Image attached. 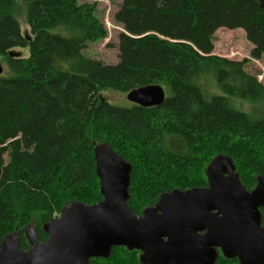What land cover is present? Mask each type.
<instances>
[{"label": "trees", "instance_id": "16d2710c", "mask_svg": "<svg viewBox=\"0 0 264 264\" xmlns=\"http://www.w3.org/2000/svg\"><path fill=\"white\" fill-rule=\"evenodd\" d=\"M121 6L117 21L133 36H120V60L106 64L85 55L87 44L108 36L97 3L0 0V56L9 72L0 76V245L17 232L28 250L27 226L45 242L42 226L63 206L103 200L94 153L102 143L132 165L128 204L138 216L163 193L206 187L217 156L232 160L248 190L264 177V116L233 103L264 104V85L246 61L212 55L213 34L227 28L244 30L252 58H263L261 0ZM21 12L31 38L21 32ZM17 47L29 56L9 55ZM154 84L166 93L160 106L118 107L101 96ZM139 255L118 247L91 264H141ZM217 264L240 263L220 254Z\"/></svg>", "mask_w": 264, "mask_h": 264}, {"label": "water", "instance_id": "95a60500", "mask_svg": "<svg viewBox=\"0 0 264 264\" xmlns=\"http://www.w3.org/2000/svg\"><path fill=\"white\" fill-rule=\"evenodd\" d=\"M3 71L0 65V75ZM127 99L155 107L164 103L166 93L160 85H147ZM94 153L103 200L63 206L42 226L46 242L27 226L28 250L22 249L17 232L7 235L0 264H91L108 259L118 247L140 252L141 264H217L220 254L240 264H264L263 176L248 190L232 160L217 156L206 167V187L163 193L138 216L128 204L132 165L109 143L97 145Z\"/></svg>", "mask_w": 264, "mask_h": 264}, {"label": "rangeland", "instance_id": "374dc122", "mask_svg": "<svg viewBox=\"0 0 264 264\" xmlns=\"http://www.w3.org/2000/svg\"><path fill=\"white\" fill-rule=\"evenodd\" d=\"M81 3H97L98 16L103 20L108 36L105 40L92 44H87L85 55L88 58L103 61L106 64H117L120 60L121 40L120 36L125 34L130 36L125 29V25L117 21V16L122 9V0H80ZM23 36L31 38L30 29L22 12L18 18ZM133 36V35H131ZM137 38V37H134ZM254 46L249 42L246 33L242 29L230 30L220 28L213 34L212 55L220 56L231 61H246L245 70L247 73L257 78L258 82L264 85V56L256 60L252 58L251 52ZM9 55L18 58H27L29 56L28 48H13ZM0 64L4 67L2 76L9 74L4 58L0 56ZM102 98L118 107H131L132 103L128 101L127 95L115 92L113 90L103 91ZM234 105L252 115L264 116V104L234 101ZM38 216L34 217V224H37ZM34 226V225H33Z\"/></svg>", "mask_w": 264, "mask_h": 264}, {"label": "bare ground", "instance_id": "6f19581e", "mask_svg": "<svg viewBox=\"0 0 264 264\" xmlns=\"http://www.w3.org/2000/svg\"><path fill=\"white\" fill-rule=\"evenodd\" d=\"M263 10H264V9H263ZM0 65H1V64H0ZM1 66H2V65H1ZM2 67H3V66H2ZM3 70H4V68H3ZM3 73H4V71H3ZM3 73H2V74H3ZM2 74H1V75H2ZM1 75H0V76H1ZM223 156H224V155H223ZM224 157L229 158V157H227V156H224ZM218 260H219V259H218ZM217 262H218V261H217Z\"/></svg>", "mask_w": 264, "mask_h": 264}, {"label": "flooded vegetation", "instance_id": "af4514ba", "mask_svg": "<svg viewBox=\"0 0 264 264\" xmlns=\"http://www.w3.org/2000/svg\"><path fill=\"white\" fill-rule=\"evenodd\" d=\"M46 241H47V240H46ZM46 241H45V242H46ZM139 253H140V252H139Z\"/></svg>", "mask_w": 264, "mask_h": 264}]
</instances>
